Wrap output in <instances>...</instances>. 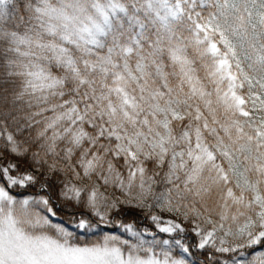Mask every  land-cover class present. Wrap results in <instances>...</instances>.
Returning a JSON list of instances; mask_svg holds the SVG:
<instances>
[{
    "label": "snow or ice",
    "instance_id": "obj_1",
    "mask_svg": "<svg viewBox=\"0 0 264 264\" xmlns=\"http://www.w3.org/2000/svg\"><path fill=\"white\" fill-rule=\"evenodd\" d=\"M9 95L0 264H264V0H0Z\"/></svg>",
    "mask_w": 264,
    "mask_h": 264
},
{
    "label": "trees",
    "instance_id": "obj_2",
    "mask_svg": "<svg viewBox=\"0 0 264 264\" xmlns=\"http://www.w3.org/2000/svg\"><path fill=\"white\" fill-rule=\"evenodd\" d=\"M5 87H7L9 89V93L11 92V88L12 85H5ZM12 104H11V96L9 95V103L7 104H2L0 103V111H8L12 109ZM16 111H12V115L14 116H19L20 117V124H24L25 121L23 119V117L26 115V113H28L29 111H34L35 109H29L26 105L25 102L22 101H17L16 102ZM50 114V113H49ZM6 123L9 125V131H12L14 134L16 133V127L12 124L11 120H7ZM40 126L38 125H33V127L31 129H25L23 133L18 134L17 138L18 139H24L25 137L29 136V134H31L32 136H35L36 131L39 129ZM23 191L24 195H28L31 192H35V189H28L26 191ZM101 191H105V189L103 187H101ZM115 193V195H120L119 190L113 189V188H109L107 190L106 194H112ZM14 195L17 193H13ZM132 214L122 217L126 222H131V221H135L137 227L141 230H143L146 226H152L151 221L147 219L146 214L142 211L136 210V209H132L129 210ZM51 220L57 222V223H63L66 219H67V213L61 211L58 215V217H50ZM153 228V227H151ZM108 228L103 229V232H106ZM112 230H116L115 232L118 233L119 235H121L122 233L120 232V230L118 229H112ZM103 232L101 231H97L95 234H81L79 235L78 240H74L73 242H78L81 244L84 243H91L94 242L96 240H98Z\"/></svg>",
    "mask_w": 264,
    "mask_h": 264
},
{
    "label": "rangeland",
    "instance_id": "obj_3",
    "mask_svg": "<svg viewBox=\"0 0 264 264\" xmlns=\"http://www.w3.org/2000/svg\"><path fill=\"white\" fill-rule=\"evenodd\" d=\"M157 214H161V213H159V211L157 210ZM161 215H163L165 219L169 218V217H168V214H166V213L161 214ZM52 223H54V224H59V223H57V222H55V221H53V220H52ZM146 227H147V228H150L152 231H156L154 228H151L152 226H146ZM115 231H116V230H112V229H107V230H106V232H110V233H112V234H117V235H119V234L116 233ZM159 236L162 237V238H167L166 234H159ZM124 238H130V237H127V236L125 235ZM145 238L150 240L152 237H151V236H146Z\"/></svg>",
    "mask_w": 264,
    "mask_h": 264
}]
</instances>
